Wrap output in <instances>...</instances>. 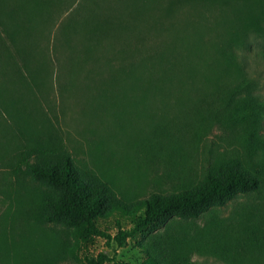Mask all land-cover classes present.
I'll return each instance as SVG.
<instances>
[{
    "label": "rangeland",
    "instance_id": "rangeland-1",
    "mask_svg": "<svg viewBox=\"0 0 264 264\" xmlns=\"http://www.w3.org/2000/svg\"><path fill=\"white\" fill-rule=\"evenodd\" d=\"M98 3L106 6L126 46L120 37L103 39L93 60L79 65L82 45L88 43L79 36L66 40L65 28L80 24ZM49 10V24L41 25L42 31L36 32L38 20L27 24L29 39L36 44L25 59L14 57L10 63L0 48V264L74 262L69 229L40 219L38 200L49 190L29 177L28 164L59 162L68 154L83 176L105 181L125 206L153 193L179 192L216 163L241 155L229 144V130L214 124L201 137L194 133L211 110L207 91L214 79L206 74L222 67L213 50L232 45L243 35L242 28L250 48L236 51L246 56L264 93V58L258 55L264 51V29L253 26L255 18L263 21V11L252 0H53ZM14 37L19 44L21 34ZM146 40L157 52L147 66H140L145 53L129 51ZM43 64L48 72L37 71ZM131 68H136L137 83L129 79ZM142 69L154 73L151 81ZM168 70L169 80L163 76ZM138 96L149 98L148 113L132 111ZM157 125L167 127L164 140L157 137ZM238 160L256 170L251 160ZM263 203L264 189L239 194L196 218H173L147 237L128 239L117 248V258L143 264L139 243L168 237L174 246L202 243L212 237L216 223L241 227L233 210L264 216ZM117 223L131 225L120 212L98 221L111 234ZM214 237H220L219 229ZM107 249L104 238L96 236L76 252L82 259ZM246 249L231 241L217 255L192 248L186 257L201 264H252Z\"/></svg>",
    "mask_w": 264,
    "mask_h": 264
},
{
    "label": "trees",
    "instance_id": "trees-1",
    "mask_svg": "<svg viewBox=\"0 0 264 264\" xmlns=\"http://www.w3.org/2000/svg\"><path fill=\"white\" fill-rule=\"evenodd\" d=\"M252 1L262 5L263 11V21L255 18L253 26L264 29V0ZM52 4L53 0H0V48L3 59L9 57L11 63L14 57L26 58L29 47L36 44V40L29 39L27 24L38 20L36 32L42 31L40 26L49 24V8ZM103 7L106 8L98 3L80 24L66 25L65 29L69 31L66 40L79 36L84 43H88L87 46L82 45V56L77 63L79 65L93 60L94 49L101 46L103 39L111 41L120 37L126 46V40L118 35L115 21ZM246 32L242 28L243 35L234 39L232 45L229 44L228 48L219 46L213 50L222 62V67L218 72L213 70L206 74L208 79H214L207 91L211 110L201 118L194 133L196 137H201L214 124L229 130V144L237 146L241 155L237 154L234 159L216 163L217 165L208 170L196 184L179 192L153 193L130 206H125L117 200L112 187L105 181L97 177L83 176L68 154L59 162L26 166L25 172L29 177L49 190L38 200L40 219L45 223H59L69 229L72 238L69 253L74 259V262L69 264H126L117 258L116 250L125 246L128 239L138 235L147 237L176 217L196 218L212 207L225 205L239 194L263 191L264 93L261 91L259 76L251 74L248 69L246 56H240L236 51L239 48L249 50L250 42H247ZM15 33L21 34L19 44L15 40ZM139 42L137 46H132L129 55L134 54V51L139 54L144 52V57L139 60L138 65L147 66V62L152 61L157 51L147 40ZM258 55L264 58V51ZM43 65V69L37 71L48 72L49 68ZM135 73L136 68H131L128 75L131 81L136 79L137 83L139 76ZM141 73L146 75L147 81L152 80L154 73L150 69H142ZM163 76L168 80L172 79L169 70ZM143 93L150 95L146 88ZM132 101L135 102L132 111L149 112L148 97L138 96ZM131 105L134 104L131 102ZM155 129L157 137L164 140L167 127L157 125ZM239 156L251 160L256 170L253 171L239 162ZM114 212L127 216L131 225L123 227L117 223L115 233L111 234L101 228L98 221ZM232 214H235L241 227L229 228L227 224L216 223V227L212 226V237L202 243L185 241L184 244L174 246L169 242V237L163 241L139 243L143 251V264H201L186 257L192 248H196L200 253L217 255L219 249L231 241H239L246 246L252 264H264V216L260 213L247 216L243 209L233 210ZM217 228L220 237L215 238ZM96 236L104 238L108 249L96 255H85L80 259L76 248ZM197 238L201 241L203 236L200 234ZM230 250L233 252V246Z\"/></svg>",
    "mask_w": 264,
    "mask_h": 264
}]
</instances>
